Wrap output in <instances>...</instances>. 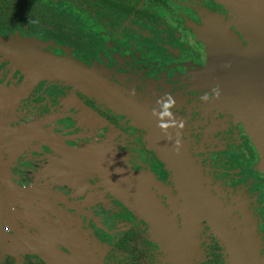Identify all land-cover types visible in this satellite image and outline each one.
Returning <instances> with one entry per match:
<instances>
[{
    "label": "flooded vegetation",
    "instance_id": "1",
    "mask_svg": "<svg viewBox=\"0 0 264 264\" xmlns=\"http://www.w3.org/2000/svg\"><path fill=\"white\" fill-rule=\"evenodd\" d=\"M211 17L230 21L216 0H0V36L28 37L44 51L94 66L119 92L164 116L207 193L204 199L187 181L189 190L180 188L150 140L149 125L63 81L27 82L0 56V88L22 92L0 108V161L6 165L0 172L16 186L3 189L0 264H48L22 239L24 233L41 238L45 224L78 227L86 242L99 247L101 264H234V254L251 238L257 253H264L260 154L236 109L235 86L224 90L218 52L201 38ZM229 30L246 44L233 26ZM29 123L57 144L38 137V144L14 149L10 130ZM50 163L65 174H50ZM118 168L146 184L142 188L155 194L177 230L190 219L188 246L181 239L172 252L168 242L177 237L163 246L147 215L141 218L111 189L104 174ZM35 176L46 184L40 189L54 195L30 199L33 215L17 188L32 187ZM179 204L189 212H179Z\"/></svg>",
    "mask_w": 264,
    "mask_h": 264
},
{
    "label": "water",
    "instance_id": "2",
    "mask_svg": "<svg viewBox=\"0 0 264 264\" xmlns=\"http://www.w3.org/2000/svg\"><path fill=\"white\" fill-rule=\"evenodd\" d=\"M227 9L229 16L242 37L246 40L243 44L236 34L226 27L219 29H204L201 34L202 40L206 43L210 52L217 53L215 57L218 62L222 61L225 66V77L221 82L225 85L224 90L233 84L240 99L236 109L240 112V118L244 122L247 133L251 138L255 148L260 154V167L264 172V56L259 54L253 43L264 51V34L256 30L255 21L264 27V0H219ZM242 15L247 17L244 21ZM253 28V40L246 32V27ZM35 40L19 35L8 37L0 36V56L8 61L15 70L20 71L27 82L36 83L41 80H60L72 87L101 100L110 109L123 113L151 127L150 140L154 144H159L172 151L173 165L183 173L182 177L190 184L193 190L201 193L203 198L207 193L203 188L198 171L194 168V162L185 147L184 143L177 136L176 131L171 127L167 119L156 111L149 109L144 103L139 102L133 97L126 96L113 87L103 77L100 69L88 66L71 56H59L51 52L34 47ZM22 93L20 90H5L0 88V108L13 103ZM238 99V101H239ZM166 125V127L162 126ZM3 126V123L0 128ZM10 134L13 136H31L34 138L42 137L54 144L57 138L50 136L35 127L22 126L12 128ZM114 169L104 174L110 182L111 189L118 191L129 208H139L148 215L156 213L151 205L148 206L145 198L147 189L141 188L139 179L123 169ZM176 173L179 174V171ZM136 184V185H134ZM15 189V187L0 172V260L3 254L4 241L3 230L1 228L4 219L5 195L4 188ZM20 197H26L27 211L35 214V209L31 208L30 199L36 196L53 197L54 194L41 190L38 187L17 188ZM159 226L162 229H169L171 238L182 236L178 233L171 220L166 217H157ZM170 222V226L167 223ZM181 236V237H180ZM23 244L31 252H35L48 264H101L93 256L84 251L79 253H57L41 238H33L28 233L22 236ZM251 240V239H250ZM246 241L242 248L234 254V264H264V253L259 255L254 245ZM254 248V249H253ZM255 250V252H254ZM60 259V260H59Z\"/></svg>",
    "mask_w": 264,
    "mask_h": 264
},
{
    "label": "rangeland",
    "instance_id": "3",
    "mask_svg": "<svg viewBox=\"0 0 264 264\" xmlns=\"http://www.w3.org/2000/svg\"><path fill=\"white\" fill-rule=\"evenodd\" d=\"M228 15H229V13H228ZM229 18H230V16H229ZM230 20H231V18H230ZM219 26H221L220 28H223V27H226L228 30L230 29V27L231 26H233L234 28H235V30H236V27H235V25H234V23L232 22V21H228V20H225V19H223V18H213V17H211V18H209V20H208V23H207V25L205 26V28L204 29H209V28H214V29H219ZM204 29L203 30H201L200 31V35L202 34V32H204ZM237 31V30H236ZM231 32H233V31H231ZM237 32H239V31H237ZM234 33V32H233ZM234 34H236V33H234ZM237 35V34H236ZM34 47L36 48V49H38V48H40V49H42L41 48V45H38V44H34ZM43 50V49H42ZM24 76V75H23ZM41 81H44V80H41ZM112 85V84H111ZM114 86V85H113ZM116 87V86H115ZM91 96H93V94H90ZM154 146H155V148L157 149V151H158V153H159V155L163 158V159H165V161L169 164L168 166H169V168L170 169H172L173 170V172H174V174L176 173V168H175V166L173 165V163H172V161L170 162V160H172L171 158H172V151L171 150H169L168 148H166V147H164V146H160L159 144H154ZM261 161V160H260ZM259 166H260V163H259ZM260 169H261V167H260ZM262 170V169H261ZM177 171H179V170H177ZM263 171V170H262ZM264 173V172H263ZM182 175H183V173L182 172H180L179 171V174L178 173H176L175 174V176H176V178L178 179V181H179V186H180V188L182 189V190H189V184L187 183V182H185V185L183 184V181H186L185 180V178L184 177H182ZM139 181H140V179H139ZM134 185H136V184H134ZM143 186H146V184H143ZM142 186V187H143ZM141 187V188H142ZM146 193H145V198L147 199V204H148V206L149 205H151L152 207H153V210L156 212V213H154V214H151V212H149L148 213V215L145 217V219L152 225V234L155 236V238L159 241V242H161V244L164 246V245H166V243L168 242V240H169V238H171L170 236H169V229H162L160 226H159V223H158V221H156V218L157 217H166L167 219H169V220H171V222H172V224H173V222L175 223V221H174V219L172 218V216H170L167 212V210L165 209V208H163L162 206V203L159 201V199L155 196V194L154 193H151L150 192V190L149 189H147L146 191H145ZM192 195H194V194H192ZM188 198H189V196L188 195H186ZM192 200H193V203L195 204V206H197V205H199V198H198V196H196V195H194V196H192ZM125 201V200H124ZM173 201V200H172ZM173 202H175L176 203V200H174ZM187 206L188 207H190L191 206V204L187 201ZM176 208L179 210V212H183V211H185V209H183L182 207H181V204H179V205H176ZM200 208V207H199ZM135 210H134V212H136L140 217H141V214H146V213H143L142 212V210L141 209H139V208H134ZM201 210V209H200ZM203 211L204 212H209L210 211V206H208V205H206V206H203ZM189 211H185L184 212V214H186V213H188ZM142 218V217H141ZM189 223H190V219H187V221L185 222V224H184V226L182 227V228H178V233L182 236V238L184 239V241H185V243H186V245L188 246V244H189V241H190V232H189V229L187 228L188 226H189ZM175 227H176V225L175 224H173ZM167 226H170V222L169 223H167ZM176 229V228H175ZM180 236V237H181ZM178 238V237H177ZM251 241L252 242V244L254 245V242H253V240H252V238H251V240L250 239H246V241ZM244 244V243H243ZM242 244V245H243ZM251 244V245H252ZM168 245H169V247H170V250L173 252V251H175L176 249H177V247H181L180 245H182V241H181V238H178V242H176V241H171V240H169V242H168ZM254 247V246H253ZM242 248V247H241ZM254 249V248H253ZM254 252H255V250H254ZM60 260V259H59Z\"/></svg>",
    "mask_w": 264,
    "mask_h": 264
},
{
    "label": "crops",
    "instance_id": "4",
    "mask_svg": "<svg viewBox=\"0 0 264 264\" xmlns=\"http://www.w3.org/2000/svg\"><path fill=\"white\" fill-rule=\"evenodd\" d=\"M14 103V102H13ZM12 103V104H13ZM11 103H9L8 105H10ZM12 122V119H8L6 120L5 123H9ZM25 126H30V127H35L34 124H26ZM38 138H34L31 136H14L11 138V142H12V147L14 149L18 148V147H22L24 145L30 146L32 144H38ZM5 168L6 165L4 164ZM4 166L0 161V171H4ZM121 169V168H119ZM48 172L50 174L54 173L56 176H60L65 174V169L63 170V173H60V167L59 166H55L54 164L49 165V169H47ZM35 175V174H34ZM46 185L45 183H42V185L39 183V179L35 176L34 180L32 181V187H38L41 188L42 186ZM46 225V224H45ZM42 226L43 227V231H42V237L41 239L44 241V243L46 242L48 244V246H50V248H52L54 251H56L57 253H64V250H61V247L65 248L67 250L68 253L65 254H70L71 253H79L81 254L82 252H86L89 257L93 256L99 263L100 261L98 260L99 255L97 254V250H98V246L96 245V243H89L86 242L84 238H82L79 228L76 227V229H70L67 226V230L64 231V229L62 228V226H56V227H52L51 225L47 226ZM64 233L67 234V236L64 235Z\"/></svg>",
    "mask_w": 264,
    "mask_h": 264
},
{
    "label": "bare ground",
    "instance_id": "5",
    "mask_svg": "<svg viewBox=\"0 0 264 264\" xmlns=\"http://www.w3.org/2000/svg\"><path fill=\"white\" fill-rule=\"evenodd\" d=\"M242 18L244 19V21L245 22H247L248 20H247V17L245 16V15H242ZM255 27H256V30H260V31H262L263 32V34H264V27L262 26V25H260V23L258 22V21H255ZM251 25H249L248 27H246V32L248 33V35H250V37L252 38V40H253V31H252V29L253 28H251L250 27ZM253 45H254V49L259 53V54H262L263 56H264V51H262L261 49H260V47L259 46H257L255 43H253Z\"/></svg>",
    "mask_w": 264,
    "mask_h": 264
},
{
    "label": "clouds",
    "instance_id": "6",
    "mask_svg": "<svg viewBox=\"0 0 264 264\" xmlns=\"http://www.w3.org/2000/svg\"><path fill=\"white\" fill-rule=\"evenodd\" d=\"M174 103H175V101L172 100V106L174 105ZM164 115H168V113H164ZM162 126L166 127V125H162Z\"/></svg>",
    "mask_w": 264,
    "mask_h": 264
},
{
    "label": "trees",
    "instance_id": "7",
    "mask_svg": "<svg viewBox=\"0 0 264 264\" xmlns=\"http://www.w3.org/2000/svg\"><path fill=\"white\" fill-rule=\"evenodd\" d=\"M216 1H218L219 3H220V1L219 0H216ZM221 4V3H220ZM222 5V4H221ZM223 6V5H222ZM224 7V6H223ZM225 8V7H224ZM226 9V8H225ZM227 10V9H226ZM228 12V11H227Z\"/></svg>",
    "mask_w": 264,
    "mask_h": 264
},
{
    "label": "built area",
    "instance_id": "8",
    "mask_svg": "<svg viewBox=\"0 0 264 264\" xmlns=\"http://www.w3.org/2000/svg\"><path fill=\"white\" fill-rule=\"evenodd\" d=\"M5 230H7V229H5Z\"/></svg>",
    "mask_w": 264,
    "mask_h": 264
}]
</instances>
